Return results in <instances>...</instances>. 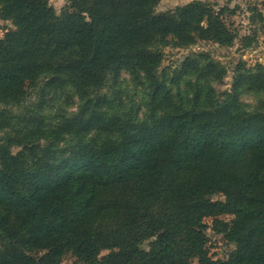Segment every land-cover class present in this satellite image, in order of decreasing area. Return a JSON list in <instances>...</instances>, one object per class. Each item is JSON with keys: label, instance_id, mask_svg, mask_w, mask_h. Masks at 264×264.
Returning <instances> with one entry per match:
<instances>
[{"label": "trees", "instance_id": "obj_1", "mask_svg": "<svg viewBox=\"0 0 264 264\" xmlns=\"http://www.w3.org/2000/svg\"><path fill=\"white\" fill-rule=\"evenodd\" d=\"M67 1L0 0V264H264V65L163 66L224 11Z\"/></svg>", "mask_w": 264, "mask_h": 264}, {"label": "rangeland", "instance_id": "obj_2", "mask_svg": "<svg viewBox=\"0 0 264 264\" xmlns=\"http://www.w3.org/2000/svg\"><path fill=\"white\" fill-rule=\"evenodd\" d=\"M194 1L208 3L216 12L224 11L222 16L227 28L234 33L235 40L232 46L223 47L212 42L201 41L188 50H175L168 48L165 53L164 67H176L183 62L184 57L190 53L209 54L210 57L219 61L228 69V77L222 83L213 84L219 92L231 91L234 69L240 63L247 68L256 65H264V0H158L157 13L172 12L178 7L188 5ZM50 6L60 14L69 2L67 0H49ZM13 28L11 23L0 22V35L3 36V29ZM253 40L251 46H247L248 40ZM123 79H128L123 77ZM243 102L250 106L255 105V99L245 96ZM1 137V134H0ZM224 221H230L231 217H221ZM211 228L212 221L206 220ZM210 254L215 259H225L232 249V245L227 243L222 236H217L210 229L208 231ZM74 259L67 256L62 264H73Z\"/></svg>", "mask_w": 264, "mask_h": 264}]
</instances>
